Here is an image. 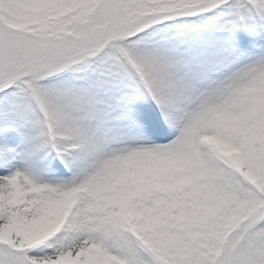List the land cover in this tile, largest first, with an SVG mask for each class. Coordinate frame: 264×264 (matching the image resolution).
I'll list each match as a JSON object with an SVG mask.
<instances>
[{
	"label": "snow or ice",
	"instance_id": "1",
	"mask_svg": "<svg viewBox=\"0 0 264 264\" xmlns=\"http://www.w3.org/2000/svg\"><path fill=\"white\" fill-rule=\"evenodd\" d=\"M0 264H264V0H0Z\"/></svg>",
	"mask_w": 264,
	"mask_h": 264
}]
</instances>
